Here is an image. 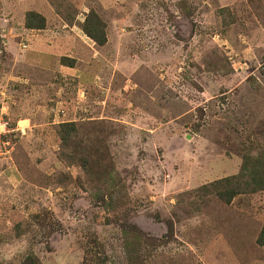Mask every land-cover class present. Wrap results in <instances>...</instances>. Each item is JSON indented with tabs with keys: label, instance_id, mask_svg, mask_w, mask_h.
<instances>
[{
	"label": "rangeland",
	"instance_id": "374dc122",
	"mask_svg": "<svg viewBox=\"0 0 264 264\" xmlns=\"http://www.w3.org/2000/svg\"><path fill=\"white\" fill-rule=\"evenodd\" d=\"M92 9L104 47L81 30ZM31 11L44 30L25 27ZM68 122L103 126L125 185L111 208L113 190L97 201L60 160ZM263 146L264 0H0V264H82L92 241L103 264H127L133 227L154 264H264V191L195 192Z\"/></svg>",
	"mask_w": 264,
	"mask_h": 264
},
{
	"label": "trees",
	"instance_id": "16d2710c",
	"mask_svg": "<svg viewBox=\"0 0 264 264\" xmlns=\"http://www.w3.org/2000/svg\"><path fill=\"white\" fill-rule=\"evenodd\" d=\"M226 9H221L220 13L225 14ZM47 21L44 15L36 11L28 12L25 18V27L31 30H44ZM81 30L85 35L99 47H104L108 43V25L107 22L94 9L86 15L83 23H80ZM69 60L67 57L62 58L64 66L73 68L74 64H64ZM73 60V59H70ZM210 63V62H209ZM103 126L93 125L90 130L89 125L78 124L76 122L62 123L59 126L58 134L61 144L60 160L69 166H79L86 174L88 181L96 185L94 198L97 201L105 203L104 195L108 192L113 194L108 202H116V196L123 195L125 185L115 182L117 173L113 162L103 151L100 136L103 135ZM264 148V146H263ZM215 193V195L231 203L234 198L242 194H255L264 191V149L260 152L250 150L243 156V164L237 175L224 177L209 185H203L196 189L195 192ZM118 202V201H117ZM20 225V224H19ZM18 225L17 233H21ZM26 232V231H25ZM25 234V233H24ZM122 249L124 259L127 264H154L155 257L152 249L156 248L152 244V239L143 235L140 230L133 227L129 231L124 229L122 234ZM94 243L95 247H90ZM84 246V255L82 264H103V250L92 241ZM257 246H264V225L261 227L256 238ZM101 252V255L97 254ZM99 261V262H98ZM98 262V263H96ZM20 264H42L39 257L34 252H30Z\"/></svg>",
	"mask_w": 264,
	"mask_h": 264
}]
</instances>
